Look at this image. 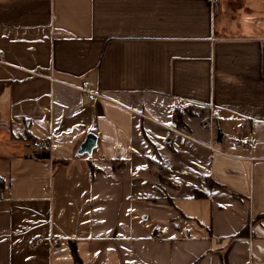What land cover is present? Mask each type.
<instances>
[{
	"label": "crops",
	"instance_id": "0c3cea01",
	"mask_svg": "<svg viewBox=\"0 0 264 264\" xmlns=\"http://www.w3.org/2000/svg\"><path fill=\"white\" fill-rule=\"evenodd\" d=\"M0 50V264H264V0H0Z\"/></svg>",
	"mask_w": 264,
	"mask_h": 264
},
{
	"label": "built area",
	"instance_id": "2783aa9c",
	"mask_svg": "<svg viewBox=\"0 0 264 264\" xmlns=\"http://www.w3.org/2000/svg\"><path fill=\"white\" fill-rule=\"evenodd\" d=\"M4 62H5V55H4V52L0 50V65L2 63H4ZM80 89L83 92V94L85 95V98L88 99V100H94L97 97H104V94L98 92L97 90H95L91 86V83H90L89 79L84 78L82 80ZM181 101H182V99L179 98L178 102H181ZM211 124H212V117L210 116L209 120H208V125H211ZM233 142L236 143V144L240 143L239 140H233ZM32 145L34 147H36V148L48 149L49 145H50V141H49V139L37 138V139H33L32 140ZM182 230H183V237H190L191 236V234L188 231L187 227H183ZM154 237L155 238H159V239H163L164 238V236H158V235H154Z\"/></svg>",
	"mask_w": 264,
	"mask_h": 264
},
{
	"label": "water",
	"instance_id": "95a60500",
	"mask_svg": "<svg viewBox=\"0 0 264 264\" xmlns=\"http://www.w3.org/2000/svg\"><path fill=\"white\" fill-rule=\"evenodd\" d=\"M95 144H96V135L92 132H88L85 136V139L80 144L78 153H84V152L90 153L92 148L95 146Z\"/></svg>",
	"mask_w": 264,
	"mask_h": 264
},
{
	"label": "trees",
	"instance_id": "16d2710c",
	"mask_svg": "<svg viewBox=\"0 0 264 264\" xmlns=\"http://www.w3.org/2000/svg\"><path fill=\"white\" fill-rule=\"evenodd\" d=\"M190 106V105H189ZM189 106H187L186 108H190ZM181 117H180V114H179V111L178 110H175V113L173 115V120H174V123L175 125H181V121H180ZM1 185V184H0Z\"/></svg>",
	"mask_w": 264,
	"mask_h": 264
}]
</instances>
